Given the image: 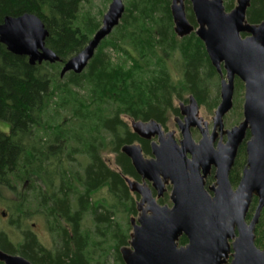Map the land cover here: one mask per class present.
Listing matches in <instances>:
<instances>
[{
    "label": "trees",
    "instance_id": "16d2710c",
    "mask_svg": "<svg viewBox=\"0 0 264 264\" xmlns=\"http://www.w3.org/2000/svg\"><path fill=\"white\" fill-rule=\"evenodd\" d=\"M85 2L0 0V23L7 16L35 15L48 33L45 47L59 59L31 66L26 57L14 56L0 44V123L8 128L0 130V184L9 186L15 179L29 187L28 196L7 212V226L19 238L13 242L0 229V251L32 264H94L97 251L99 258L113 251L115 264H124L120 248L128 246L129 219L137 214L138 199L124 178H139L121 148L138 144L144 154L150 151L122 117L153 120L167 130L169 117L179 114L174 101L186 104L189 96L198 107H217L216 100H206L208 85L219 76L194 33L180 39L174 35L170 0H127L119 25L100 43L86 69L60 78L63 63L84 49L100 26L89 14L78 22ZM223 6L226 12L232 10L234 0ZM185 11L196 26L190 5ZM246 20L264 21V0H251ZM109 50L117 54L115 60ZM175 57L178 80L167 65ZM235 86L243 89L238 79ZM51 110L53 117L60 111L68 116L44 121ZM104 154L114 155V167ZM244 155L241 146L239 165L235 161L230 174L232 185L239 180ZM102 191L106 197L97 196ZM33 215L45 219L48 231L59 240L56 248L48 250L37 242L29 225ZM86 217H91L92 233L82 229ZM186 242L183 236L178 240L181 246ZM255 245L264 250V234L256 233Z\"/></svg>",
    "mask_w": 264,
    "mask_h": 264
},
{
    "label": "water",
    "instance_id": "95a60500",
    "mask_svg": "<svg viewBox=\"0 0 264 264\" xmlns=\"http://www.w3.org/2000/svg\"><path fill=\"white\" fill-rule=\"evenodd\" d=\"M184 2L170 0L173 32L178 38L194 33L202 42L220 77V101L210 134L207 123L198 118V104L193 97L185 108L180 107L184 119L183 123L176 120L182 136L179 146L174 132L164 135L155 121L132 122L134 134L145 140L157 136L158 144L151 143V160L143 157L139 145L121 148L142 182L124 178L129 191L139 196V214L136 220L130 219L132 232L128 246L120 248V256L124 264H264V250L255 245V227L264 208V21L247 22L251 0H236L228 12L222 0H188L194 27L186 18ZM124 10L123 0H111L88 44L63 63L61 78L86 69L100 43L119 25ZM47 36L43 23L32 14L7 16L0 23V44L12 55L26 57L31 66L58 62V57L45 47ZM235 79L244 88L243 120L224 130L223 118L232 108ZM194 127L201 135L198 144L191 135ZM218 134L225 135L226 141L213 148ZM242 145L245 163L233 190L228 174ZM210 167L215 168L216 184L206 190L199 171L205 175ZM146 181L152 183L156 197ZM166 185L171 186V207L156 202ZM254 198V213L247 222ZM182 236L187 242L181 246L178 240ZM0 262L32 264L2 251Z\"/></svg>",
    "mask_w": 264,
    "mask_h": 264
},
{
    "label": "rangeland",
    "instance_id": "374dc122",
    "mask_svg": "<svg viewBox=\"0 0 264 264\" xmlns=\"http://www.w3.org/2000/svg\"><path fill=\"white\" fill-rule=\"evenodd\" d=\"M126 1L127 0H123L124 7L126 4ZM222 1H223V5H225V3H227V0H222ZM110 2H111V0H87V2L82 3L79 7L78 22H81L83 20L84 16L89 14V16L94 18L100 25L102 17L106 13ZM184 5H186V6L190 5L188 0H185ZM235 5H236V0H234V6ZM174 35H175V33H174ZM178 39H180V38H178ZM108 53L110 54V57L113 60H115L117 58V54H115L111 50H109ZM178 59H179V57H175L173 59H170L167 62L169 72L171 73V75L173 77L176 78V80L179 79ZM59 73H60V71H59ZM238 89L236 88L235 81H234L232 108L223 118V126H224L223 129L224 130L231 129L233 126L238 125L243 120L242 105H243L244 88L239 89V90ZM219 92H220V77L217 80L216 79L212 80L211 84L208 85V93H207V100L206 101L208 103H210V102H213L214 100H216V105H218L219 101H220V96H219L220 93ZM185 98L189 99V96H187ZM179 103H181V102H175L174 101V105L177 107H179ZM206 107H208V106L198 107V118H201L202 122L207 123L208 131L211 132L212 118H213V114H214V111L216 108L213 110H207ZM59 113L60 114H58L57 117H53L55 114H54V111L51 110L49 117L46 118L44 121L53 123L54 120H60L61 118L65 117V115L68 116V113L66 111H65V113L63 111H60ZM122 119L124 122H126L128 124V126L130 127V129L132 131L131 125H132V122H134V121H132L127 116H123ZM201 127L204 128L203 124ZM7 129L8 128H7L6 124L0 123V130L1 131L5 132V131H7ZM167 130H168V132L175 131L174 140L179 141L180 136H179L178 130L176 129V126H175L174 116L169 117L168 122H167ZM192 139L194 142H197L200 139V134L198 132H193L192 133ZM134 145H136V144H134ZM242 146H244V145H242ZM104 158L108 162L110 167H114V155L104 154ZM235 161H237V163H238V154L236 156ZM244 163H245V155H244V160L242 163V168L244 166ZM238 165H239V163H238ZM242 168H241V170L238 171L239 178L241 177ZM234 169H235V166H234ZM129 180L135 181L132 179H129ZM136 182H138V181H136ZM138 183H140V182H138ZM237 183H235V185L231 184V187L233 190H235ZM210 185L211 184H208V185L206 184L205 189L207 187H211L213 184L211 186ZM166 186H168V188L166 189V191L164 193L163 199H166L167 203H165L164 205L171 207V202L169 199L171 186L170 185H166ZM166 186H165V188H166ZM28 188H29L28 184H21L19 181L15 180V179L10 180L9 186H6V184H0V229L5 230L13 242L17 241V239L19 238V235H18L19 233L17 231H15L13 228H9L7 226V219H8V213L7 212H8V210H12V205L19 202V200H21V198L23 196H28V195H26V193L28 192ZM208 193L210 194V192H208ZM132 194H135V193H132ZM97 196L98 197H106L104 191H102ZM138 201H139V199H137L136 204ZM255 205H256V202L255 203L252 202V204L250 206V210L247 214V218H246L247 222H249L253 216ZM160 206H163V205H160ZM9 213H11V212H9ZM138 214H139V212H137L136 216L133 219L136 220L138 217ZM118 218L119 219H116L118 222L121 223L124 221V219H120L121 218L120 216ZM130 219H132V217ZM29 225H30V229H31L32 233L35 235V238L37 239V242L43 248L48 249V250H52L53 248H56L55 245L59 242V240H56L54 238V236H52L51 233L48 231L47 225L45 223V219L41 215H33V217L31 218V220L29 222ZM130 227H131V225H130ZM82 229L88 230L89 232L92 233L93 224L91 222V217H86V219L82 223ZM256 229H257V231H256ZM131 232H132V228H131ZM257 232L259 233V235L264 234V208L261 211L259 221L255 227V239H256V233ZM92 240L94 242H98L96 237H93V236H92ZM95 247H97V246L95 245ZM107 247L108 246L105 247L106 251H107ZM258 249H260V248H258ZM102 256H101V258H99L100 257V251L95 252L94 253V260H96L97 263H94V264H115V260H114L115 256L113 255V251H108V254H106L105 257H102Z\"/></svg>",
    "mask_w": 264,
    "mask_h": 264
},
{
    "label": "flooded vegetation",
    "instance_id": "af4514ba",
    "mask_svg": "<svg viewBox=\"0 0 264 264\" xmlns=\"http://www.w3.org/2000/svg\"><path fill=\"white\" fill-rule=\"evenodd\" d=\"M194 27H196V26H194ZM243 37H244V35H242ZM188 103H189V99H188V102L185 104V103H179V107H178V109H179V114H178V116H174V121H175V126H176V129L178 130V133H179V136H180V139H179V141H175V143L179 146L180 145V141H181V139H182V136H181V133H180V130H179V128H178V123L176 122V120H178L180 123H183V119H184V117L181 115V110H180V107H182V108H185L186 107V105H188ZM159 124V123H158ZM160 125V124H159ZM160 127H161V130L163 131V133H164V135L165 134H167V133H169L168 132V130H165L161 125H160ZM207 129H208V126H207ZM211 131H212V129H211ZM171 132H174V135H175V131H171ZM193 132H198L199 133V130H198V128L197 127H194V128H191V135H192V133ZM200 134V133H199ZM209 134H210V132H209ZM174 135H173V138H174ZM140 139H142V138H140ZM200 139H201V135H200ZM199 139V140H200ZM142 140H144L147 144H148V146H149V151H150V153H148V154H144L143 152H142V154H143V157L146 159V160H151V159H153V156H152V153H151V143H156V144H158V137L157 136H155V137H153V138H151L150 140H145V139H142ZM199 140L197 141V142H194L195 144H198V142H199ZM225 141H226V136L225 135H217V137H216V139H215V141L213 142V144H212V147L213 148H216L217 147V145H218V143H221V144H224L225 143ZM136 145H138V144H136ZM142 150V149H141ZM187 158L188 159H190L191 158V156L188 154L187 155ZM234 164H235V161H234ZM234 166V165H233ZM134 169V168H133ZM232 169H233V167H232ZM232 169L229 171V174H228V181H229V183L231 184V179H230V174H231V171H232ZM135 171V170H134ZM136 173V172H135ZM199 174H200V176L203 178L202 179V181H203V184H204V187H205V185L207 184H216V180H215V168L214 167H210V169H209V171H208V173H206L205 175L202 173V170H200L199 171ZM138 176V175H137ZM138 182H142L141 181V178L138 176ZM240 179V178H239ZM238 182H239V180H238ZM146 184H147V186L151 189V192H152V195L154 196V197H156V192L154 191V189L151 187V182H149V181H146L145 182ZM167 184H170V182L169 183H167ZM238 184V183H237ZM210 185V186H211ZM168 188V186H166V189ZM210 187H207L206 189L208 190ZM209 192V191H208ZM165 193V192H164ZM210 195H212V193L210 192ZM138 196V195H137ZM164 198V194L160 197V198H158V199H156V202L158 203V201L160 200V199H163ZM138 199H139V196H138Z\"/></svg>",
    "mask_w": 264,
    "mask_h": 264
}]
</instances>
